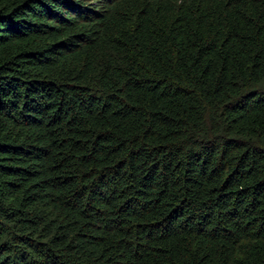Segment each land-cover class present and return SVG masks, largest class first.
Listing matches in <instances>:
<instances>
[{
    "label": "trees",
    "instance_id": "1",
    "mask_svg": "<svg viewBox=\"0 0 264 264\" xmlns=\"http://www.w3.org/2000/svg\"><path fill=\"white\" fill-rule=\"evenodd\" d=\"M0 264H264V0H0Z\"/></svg>",
    "mask_w": 264,
    "mask_h": 264
}]
</instances>
